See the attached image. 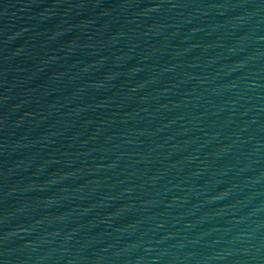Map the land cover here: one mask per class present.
I'll use <instances>...</instances> for the list:
<instances>
[{"label":"water","instance_id":"water-1","mask_svg":"<svg viewBox=\"0 0 264 264\" xmlns=\"http://www.w3.org/2000/svg\"><path fill=\"white\" fill-rule=\"evenodd\" d=\"M0 264H264V0H0Z\"/></svg>","mask_w":264,"mask_h":264}]
</instances>
